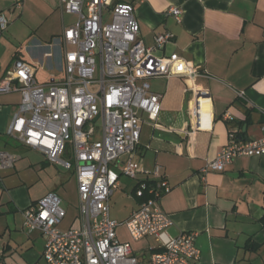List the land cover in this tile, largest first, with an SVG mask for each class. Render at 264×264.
I'll list each match as a JSON object with an SVG mask.
<instances>
[{
  "label": "crops",
  "instance_id": "crops-1",
  "mask_svg": "<svg viewBox=\"0 0 264 264\" xmlns=\"http://www.w3.org/2000/svg\"><path fill=\"white\" fill-rule=\"evenodd\" d=\"M173 6L182 9L181 20L167 12ZM134 8L139 37L147 46L155 44L159 33L172 35L157 56L179 55L200 73L195 79L178 75L149 79L151 91L162 95V108L156 121L139 112L136 158L146 169L160 166L171 187L160 201L173 219L168 235L197 233L202 252L197 264H264V155L237 157L224 171H203L231 132L244 139L262 135L264 0H138ZM1 12L10 23L0 29V85L12 75L16 61L32 65L40 84L63 81V35L69 27L64 14L77 15L63 11L61 0L19 4L0 0ZM21 99V91L0 92V150L14 157L12 167L0 168V264H48L43 256L45 238L24 226L23 213L50 191L63 202L67 186H72L75 205L66 209L60 224L69 228L77 223L78 181L75 173L61 172L41 151L7 134ZM122 177L114 195L120 192L128 212L122 218L111 212L118 221L139 207L137 184L148 176L140 173L137 179L130 178L132 184L122 182ZM120 228L126 227L117 228L119 239L131 241L140 259L163 249L151 236L133 241L128 233L125 239Z\"/></svg>",
  "mask_w": 264,
  "mask_h": 264
},
{
  "label": "built area",
  "instance_id": "built-area-1",
  "mask_svg": "<svg viewBox=\"0 0 264 264\" xmlns=\"http://www.w3.org/2000/svg\"><path fill=\"white\" fill-rule=\"evenodd\" d=\"M135 1L61 0L63 11L77 15L63 35V81L40 84L32 65L16 61L12 75L0 85V92L22 93L7 134L41 151L48 161L73 169L77 177V223L60 227L67 211L56 191L23 213L24 226L45 238L43 256L48 264H197L201 258L197 233L178 237L167 233L173 219L160 201L171 187L161 167L146 169L136 158L141 141L139 112L156 121L162 108V95L151 91L149 79L175 75L195 79L200 73L179 55L155 54L171 40L170 33L157 34L153 46L144 43ZM167 12L181 20V8L173 6ZM9 23L1 12L0 29L6 30ZM261 128L262 135L253 139L231 132L228 143L203 171H224L237 157L264 155V124ZM13 165L14 157L0 150V168ZM140 173L148 177L137 184L139 207L124 221L112 218L110 202L120 176L137 179ZM120 226L127 228L133 241L151 236L163 249L140 259L131 241L119 239Z\"/></svg>",
  "mask_w": 264,
  "mask_h": 264
},
{
  "label": "rangeland",
  "instance_id": "rangeland-1",
  "mask_svg": "<svg viewBox=\"0 0 264 264\" xmlns=\"http://www.w3.org/2000/svg\"><path fill=\"white\" fill-rule=\"evenodd\" d=\"M64 16H65L66 25L70 26V25H72L73 23H75L77 21V17L75 15H73V14H64ZM53 72H55L56 75L61 76V72L60 71L53 70ZM41 76L42 75H38V78H41ZM100 124H101V121L99 120L97 122V126H100ZM28 152H30V151H28ZM65 157L68 158V156H65ZM50 163L54 167H57L58 170H60L61 172L71 173L72 175L74 174L73 169L69 170V169L65 168L63 165L55 164V163H52V162H50ZM50 173L53 174L54 170L50 169L47 172V175L50 176L51 175ZM122 182H124V183L130 182L131 184L133 183V181H131L130 178H128L126 176L122 177ZM40 187H42V186H40ZM66 190H67V193H66V195L63 196L64 200L62 202V206L65 209H68L70 205L71 206L75 205V201L76 200H75V191H74L73 187L72 186H67ZM110 205H111L112 216H115V217H118V218H122V216L125 214V212H128V210H126L127 202L125 200H123V201L121 200V195H120L119 191L116 192V194L112 197V201L110 202ZM118 232L125 239L129 238L126 228H120V229H118Z\"/></svg>",
  "mask_w": 264,
  "mask_h": 264
},
{
  "label": "trees",
  "instance_id": "trees-1",
  "mask_svg": "<svg viewBox=\"0 0 264 264\" xmlns=\"http://www.w3.org/2000/svg\"><path fill=\"white\" fill-rule=\"evenodd\" d=\"M261 221H262V224H263V226H264V216H263V218H262V220H261ZM249 249L256 250V249H258V247H257V246H255V247H253V248H252V247H250V246H249Z\"/></svg>",
  "mask_w": 264,
  "mask_h": 264
},
{
  "label": "water",
  "instance_id": "water-1",
  "mask_svg": "<svg viewBox=\"0 0 264 264\" xmlns=\"http://www.w3.org/2000/svg\"><path fill=\"white\" fill-rule=\"evenodd\" d=\"M99 117H96L95 121L98 119Z\"/></svg>",
  "mask_w": 264,
  "mask_h": 264
}]
</instances>
